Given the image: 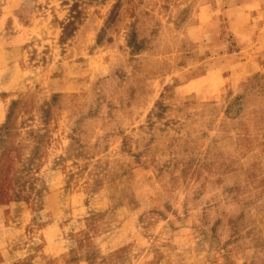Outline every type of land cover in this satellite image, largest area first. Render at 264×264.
I'll list each match as a JSON object with an SVG mask.
<instances>
[{"label": "rangeland", "instance_id": "obj_1", "mask_svg": "<svg viewBox=\"0 0 264 264\" xmlns=\"http://www.w3.org/2000/svg\"><path fill=\"white\" fill-rule=\"evenodd\" d=\"M0 264H264V0H0Z\"/></svg>", "mask_w": 264, "mask_h": 264}]
</instances>
